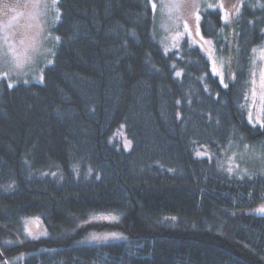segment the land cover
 I'll use <instances>...</instances> for the list:
<instances>
[{"label":"trees","instance_id":"16d2710c","mask_svg":"<svg viewBox=\"0 0 264 264\" xmlns=\"http://www.w3.org/2000/svg\"><path fill=\"white\" fill-rule=\"evenodd\" d=\"M58 8L43 80L0 73V264H264V216L243 213L264 201V126L248 120L264 4L232 23L201 12L227 87L187 39L164 50L150 0ZM95 213L126 240L79 243ZM31 216L48 235L18 243Z\"/></svg>","mask_w":264,"mask_h":264},{"label":"rangeland","instance_id":"374dc122","mask_svg":"<svg viewBox=\"0 0 264 264\" xmlns=\"http://www.w3.org/2000/svg\"><path fill=\"white\" fill-rule=\"evenodd\" d=\"M262 7L264 0H150L155 13V34L165 51L181 46L184 40L198 46L209 58L213 73L223 85L234 77L231 58L222 59L212 39L201 30L202 10L219 8L227 23H232L244 3ZM60 18L58 0H20L0 7V73H7L12 82L19 80L41 81L47 64L53 60L56 35L53 28ZM254 69L251 77L248 120L253 125L264 124V42L254 52ZM3 71V72H2ZM251 117V119H250ZM131 147L125 129L120 128L112 137ZM201 154V152L199 153ZM264 201L243 211L245 214L264 216ZM121 217L114 213H95L84 218L78 228H90L80 240L81 244H102L125 241L126 233L118 227ZM24 242L48 235L46 224L40 216L22 221ZM24 255L20 254L17 260Z\"/></svg>","mask_w":264,"mask_h":264},{"label":"flooded vegetation","instance_id":"af4514ba","mask_svg":"<svg viewBox=\"0 0 264 264\" xmlns=\"http://www.w3.org/2000/svg\"><path fill=\"white\" fill-rule=\"evenodd\" d=\"M20 0H0V7L4 6L6 4H11V3H16L19 2Z\"/></svg>","mask_w":264,"mask_h":264},{"label":"snow or ice","instance_id":"6c2138e0","mask_svg":"<svg viewBox=\"0 0 264 264\" xmlns=\"http://www.w3.org/2000/svg\"><path fill=\"white\" fill-rule=\"evenodd\" d=\"M153 7L155 8V5H153ZM57 39H59V38L57 37ZM225 87H227V85H225ZM250 119H251V117H250ZM262 126H264V125H262ZM260 211L264 212V209H260Z\"/></svg>","mask_w":264,"mask_h":264}]
</instances>
